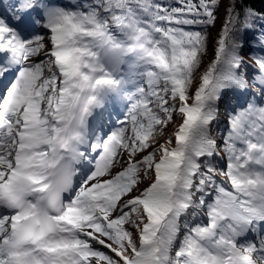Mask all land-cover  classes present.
Returning a JSON list of instances; mask_svg holds the SVG:
<instances>
[{
	"label": "snow or ice",
	"instance_id": "6c2138e0",
	"mask_svg": "<svg viewBox=\"0 0 264 264\" xmlns=\"http://www.w3.org/2000/svg\"><path fill=\"white\" fill-rule=\"evenodd\" d=\"M219 3L0 0V264H264V105L209 131L229 93L264 97V31L251 78L241 55L264 14L230 0L197 82Z\"/></svg>",
	"mask_w": 264,
	"mask_h": 264
},
{
	"label": "trees",
	"instance_id": "16d2710c",
	"mask_svg": "<svg viewBox=\"0 0 264 264\" xmlns=\"http://www.w3.org/2000/svg\"><path fill=\"white\" fill-rule=\"evenodd\" d=\"M61 2L66 3L67 0H61ZM158 2L176 6V0H158ZM194 2H198V0H194ZM229 3H230V0H220V3L215 11L216 21L213 25H209L206 28L203 26H193L191 29V30H202L208 36L207 53L206 55L202 57L199 72L196 74L197 82H198L199 75L207 69L208 65L215 58L216 40L219 37L220 30L224 23L225 16H226V9L229 7ZM237 8L241 12H243V9L245 8H251L256 13L264 14V0H237ZM261 31H264V21H260L259 19H257L256 27L252 31L248 32L244 37L245 47L243 51L241 52V55L244 57L245 61L247 62L245 67H246V71H247L249 78H251V76L254 73V67H253L254 61H252L250 53L261 51L259 48H253L252 42L260 34ZM195 87H196V84L194 83V86L191 89L192 92L195 91ZM261 97L262 96H260L257 93V90L251 87L249 91L244 94H237L234 96L232 93H229L228 96L224 100H222L218 105L219 112L217 115V119L213 121V123L210 126V129H209L210 135L214 139H217L218 143L223 144L224 142L223 138L229 134V130H230V123H229V118H228L229 112L237 108L245 106L248 100L257 101ZM189 103H191V101H189ZM171 123H173V127L169 129ZM180 123H182V117L179 116L178 114H174L173 121L170 122L167 128L165 129L164 137L165 138L168 136L172 137V144L170 145V147L175 146V137L173 133ZM159 143H164V138H160ZM226 160H227L226 155L224 153H221L220 156L215 158L214 163H216L219 167H225ZM150 183H151L150 180H146L143 182V184H145V187H147L148 184ZM216 183L217 185H223V187H225V189L227 190H231L229 182L225 178L222 181L221 176L216 177ZM216 195L217 193L213 189L211 191L210 197L213 199L215 198ZM207 203H209L208 200H207ZM201 221L205 224L207 223V221H205L204 216L200 213V217L198 218L197 222H201ZM130 230L133 232L134 239H137V242H138V234L136 233L135 229L130 228ZM103 250L106 252L108 251L107 249H103Z\"/></svg>",
	"mask_w": 264,
	"mask_h": 264
},
{
	"label": "rangeland",
	"instance_id": "374dc122",
	"mask_svg": "<svg viewBox=\"0 0 264 264\" xmlns=\"http://www.w3.org/2000/svg\"><path fill=\"white\" fill-rule=\"evenodd\" d=\"M126 69H127V66L125 67V70ZM261 100L264 103V98H262ZM254 102L261 105L260 101H254ZM125 111H126V108H124L123 105L119 101L110 102L109 107H108V111L105 113V115L103 117L105 131H108V129H109V131H108V133H109L114 127L119 126V125H117L116 121H117V119H123L124 118ZM109 113H111L110 117L108 115ZM172 127H173V123H171L169 129H171ZM98 134H99V130H98ZM106 134L107 133H105V135ZM253 139H255V138L253 137ZM237 146L243 147L244 145H242L240 142H237ZM119 170L120 169L117 168V169H114L113 172L115 173L116 171H119ZM221 180L223 181L224 178L221 177ZM140 187L141 188L145 187V184L142 183ZM138 194H139V192L133 193V195H138ZM207 200L209 203L213 202V200L209 196L207 197ZM205 211H206V209H202V210H200V213L204 216V218L206 220L207 216L205 215Z\"/></svg>",
	"mask_w": 264,
	"mask_h": 264
}]
</instances>
